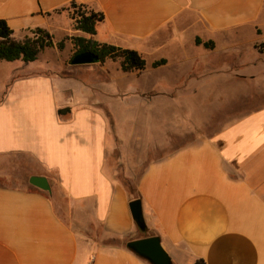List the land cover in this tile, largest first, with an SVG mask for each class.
Masks as SVG:
<instances>
[{
    "label": "crops",
    "instance_id": "obj_1",
    "mask_svg": "<svg viewBox=\"0 0 264 264\" xmlns=\"http://www.w3.org/2000/svg\"><path fill=\"white\" fill-rule=\"evenodd\" d=\"M72 2L104 14L96 41L138 51L146 68L71 66L72 41L57 43L89 37ZM0 19L17 41L41 28L55 43L31 63L0 60V175L24 169L58 193L0 183V264H150L127 247L146 236L173 264H264V105L154 159L139 131L155 121L142 98L209 96V81L259 72L264 0H0Z\"/></svg>",
    "mask_w": 264,
    "mask_h": 264
},
{
    "label": "rangeland",
    "instance_id": "obj_2",
    "mask_svg": "<svg viewBox=\"0 0 264 264\" xmlns=\"http://www.w3.org/2000/svg\"><path fill=\"white\" fill-rule=\"evenodd\" d=\"M66 12L72 19L75 9L69 5ZM28 36L33 37L34 35L30 33ZM260 47V51L264 52V42ZM226 61L231 60L227 59ZM85 66H90L91 71L95 70L93 64ZM258 67L260 70L255 75L250 73L252 68L246 67L241 70V74L237 76L238 78L209 81L208 89L212 90L208 91L211 93L209 96L204 94L159 98L158 103H156L158 99L142 98L146 106L152 110V113L149 114L154 115L153 113H155V121L150 126L154 129L157 128L158 118L156 114L161 111L160 121L162 127L159 137V149L156 129L139 130L140 138L145 144L143 146L145 159L161 157L192 141L197 136L212 134L228 120L242 115L250 109L264 105V65L261 64ZM212 92L217 94L213 95ZM138 99L140 100V98ZM135 171L140 173L141 168H136ZM28 179V174L24 169H12L7 175H0V183L14 187H28ZM130 188H135V182L130 184ZM57 194L52 188L51 195L54 199L57 198ZM62 215L72 223L67 214L63 213Z\"/></svg>",
    "mask_w": 264,
    "mask_h": 264
},
{
    "label": "trees",
    "instance_id": "obj_3",
    "mask_svg": "<svg viewBox=\"0 0 264 264\" xmlns=\"http://www.w3.org/2000/svg\"><path fill=\"white\" fill-rule=\"evenodd\" d=\"M70 5L75 9V14L72 16L74 30L81 31L89 36L88 38L83 36L67 37L57 43L58 49L63 50L65 41L68 39L72 41L75 52L69 61L71 66H73L72 59L75 55L90 52L98 59L97 63H104L107 59L120 61L123 72H134L146 68V60L138 51L100 43L94 39L97 34V26L105 20L102 12H97L86 4L72 2ZM31 33L34 35L33 37L17 41L8 22L0 19V60L8 62L22 60L25 63H31L38 59L40 52L55 46L53 36L47 30L37 28L31 30ZM196 44L203 45L207 49L214 48V42H203L200 38L196 39ZM165 63V60H161L154 63V67ZM136 199H140V197L137 196ZM195 264L206 263L204 260H198Z\"/></svg>",
    "mask_w": 264,
    "mask_h": 264
},
{
    "label": "water",
    "instance_id": "obj_4",
    "mask_svg": "<svg viewBox=\"0 0 264 264\" xmlns=\"http://www.w3.org/2000/svg\"><path fill=\"white\" fill-rule=\"evenodd\" d=\"M98 62L93 53L84 52L77 54L72 59V65L83 66L91 65ZM71 112L69 107L62 108L58 111L60 116H65ZM31 186H34L45 192H52L50 182L45 176H31L29 179ZM132 217L142 232L147 231L144 218L143 205L141 199H135L130 202ZM127 247L141 258L147 260L150 264H173L168 252L163 248L159 236H146L141 239L133 240L127 243Z\"/></svg>",
    "mask_w": 264,
    "mask_h": 264
}]
</instances>
